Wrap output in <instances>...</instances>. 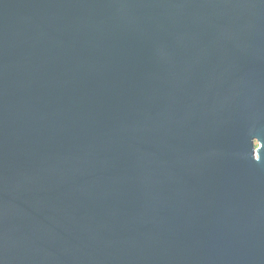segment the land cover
<instances>
[{"label": "water", "instance_id": "obj_1", "mask_svg": "<svg viewBox=\"0 0 264 264\" xmlns=\"http://www.w3.org/2000/svg\"><path fill=\"white\" fill-rule=\"evenodd\" d=\"M0 264H264V0H0Z\"/></svg>", "mask_w": 264, "mask_h": 264}]
</instances>
